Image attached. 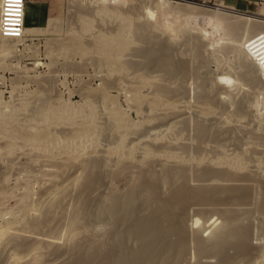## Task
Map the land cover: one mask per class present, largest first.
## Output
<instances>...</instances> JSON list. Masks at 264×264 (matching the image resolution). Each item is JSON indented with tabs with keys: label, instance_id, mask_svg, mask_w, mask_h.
I'll use <instances>...</instances> for the list:
<instances>
[{
	"label": "bare ground",
	"instance_id": "1",
	"mask_svg": "<svg viewBox=\"0 0 264 264\" xmlns=\"http://www.w3.org/2000/svg\"><path fill=\"white\" fill-rule=\"evenodd\" d=\"M69 1L72 3L83 1L94 7L88 14H79L80 27L78 26V31L70 33L64 44L60 43L61 52H65L64 54L68 52V55L72 52L70 55L75 56L89 55V59L95 66L103 67L107 75L111 76L113 73L119 75L114 76V80L127 98L129 104L127 107L131 109L130 111L141 114L142 118L139 121L132 120L130 112L119 106L118 96L110 93L108 81L103 83L94 99L86 100L82 105L64 101L61 98L50 101L49 96L45 97L42 94L41 96L38 94L39 100L35 99L31 101V104L22 101L19 107L13 110L9 108L12 106L4 110L0 105V163L4 164L5 158L13 157L15 161L17 160L16 164L13 163L17 165L22 163L18 162V159L25 157L31 164L30 167L25 164L24 169L21 168L22 174L26 175L25 179L35 176L45 181L49 177L53 180L50 182H55L52 184V189H48L49 192L43 190L47 192L45 210H42L45 214H43L48 217L50 214L53 216L51 211L56 207L54 204L61 203L69 189L72 190V187L78 185L80 192L76 197L79 201L77 215L72 218L73 221L71 219L74 225L72 223L69 225L78 226L80 223H85L84 228H88L91 225L89 221H92L90 219H93L97 222L96 224L104 226L115 224L116 227L114 231V227L110 228L114 232L112 234L107 227L110 235L108 234L107 238L105 231V239H108L106 242L104 238L98 239L99 242L97 238V241H92L94 238L78 240V243L73 245V249L71 247L72 251L68 252L69 257L67 256L68 260L65 262L61 261L62 254L56 253L62 246L59 236L55 239L56 254L53 253V258H47L48 255L43 256L42 243L51 242L50 236L49 238H32L34 233L36 235L35 231L40 228L41 221L47 220V217H43L41 208H37L35 216L31 215L32 218H29V207H27L29 205L25 203L29 193L23 191V195L18 199L20 205H17L20 210L15 208L21 215L13 214L11 211L13 214L11 218L0 223V250L3 246L6 247L7 241L12 244L10 264H55L58 260V263L61 261L63 264H258L259 260L264 259V243L258 248L256 244V247L253 246V225L245 226L243 220L248 217L245 208L253 203L249 201L252 199L251 194L255 185L262 187V201L260 200L262 203L260 204L264 207V113H256V110L264 111L259 109L260 107L264 109V54L257 53V49L254 56L249 55V50L256 49L264 43V16L229 7L224 2L216 5L219 8H214L185 0H123V4L136 2L132 6L137 15L134 17L133 9L128 11L129 13L119 10L120 13L115 7L110 6L108 0ZM98 15L104 17L113 15L120 18L121 23L107 33L98 31L94 34L92 32L94 17ZM184 18H191V21L189 19L191 24L192 21L204 20L203 25L206 27L216 21L218 29L216 25L215 28L219 30L218 38L222 35L223 28H220L224 27L226 32L223 34L227 33L228 37L231 35L230 37L235 40L234 43L232 42L235 45L232 49L236 51L233 53L238 55H234V58L239 60L235 62L236 59H234L233 65L230 62V65L223 62V64H217L212 71L214 74H211L212 79L210 76H204L201 79L199 77L201 74L198 75L197 77L201 80L197 79L199 85L195 88H198L199 92L195 89L197 97L196 103L193 104H190V101L186 102L189 100L187 96H190V94L186 95L189 88L184 85L186 82H181L186 81V76L193 73L189 71L188 75L191 65L188 67L185 54L184 58L182 57L184 61L181 57H177L178 52L174 50L177 49L175 47L177 40L173 39L176 38L173 33L176 29L172 31L175 25L176 28H181L180 30L178 28L177 32L182 30L181 26L188 21ZM181 21L183 24L180 23ZM190 22H187V25ZM57 27H60V23L58 24L57 19L51 18L46 27H27L23 37L10 38L13 44L6 43L4 40L0 41V47L9 54L10 46L14 47L25 37L33 38L47 30L48 32L55 30ZM168 28H172L170 32L166 30ZM193 29H191L192 32H194ZM196 29L199 32L197 30L195 32L198 33L203 31L200 26ZM166 31L168 38L163 39L161 32ZM183 31L186 32L184 29ZM87 32L93 33L90 35V45L88 41L84 39L85 42H83L82 39ZM135 35L142 41L141 43H144V46L133 47L136 43L134 41L138 42L136 39L133 41L132 36ZM197 35H199L198 41L196 39L195 43L198 42V44L194 45L196 49L193 48L199 56L201 53L197 50H200L205 39L200 44L199 41L203 38H200L201 34ZM224 35L222 37H225ZM171 44L175 45L174 49ZM222 48L224 49V46ZM218 49H222L217 48V52L222 53L223 50L218 51ZM229 52L232 51L228 50V54ZM175 56L179 60L175 59ZM222 59L224 57L219 60ZM225 61L227 62L228 59ZM198 72L196 74H199ZM193 74L195 75V72ZM205 77L211 80H205L207 79ZM112 78L111 81H113ZM231 82L237 88H242L248 82L253 84L250 86L257 87L254 90L262 95V99L256 95H253L256 96L253 103L248 102V98L245 99L246 96L243 99H232L233 95H230L231 91L226 87ZM240 91L243 90L240 89ZM234 92L238 93L236 88ZM214 93V96L210 95ZM21 114L22 117H20ZM189 128L192 133L187 131ZM28 160L24 163L28 164ZM39 161H42L45 167L47 165L52 168L39 167L37 164L40 163ZM57 163L60 164V168L57 167ZM70 163L78 164L77 168H74L75 173L66 180L61 178L60 180L57 170ZM35 165H38L37 169H26ZM192 165L194 170L191 168ZM65 167L64 171H66ZM18 170L16 174L21 171L18 172ZM124 173H126V182H124L126 184L122 190H112L115 184L111 183L112 191L107 190L109 194L104 195L105 191L97 196L98 198L92 196L97 184L103 182L107 175L114 179V177L124 176ZM9 176H4L5 180H8ZM105 181L106 178L104 184ZM111 185H113L112 188ZM3 191L2 189L1 192ZM41 194L42 192L39 195ZM254 205L249 209H253ZM52 206L53 209H51ZM207 207L213 209L212 215H218V219L214 218L210 225L205 227L208 220V217H205L206 220H203L205 223L201 222L203 228L200 226L202 214L200 216L196 214V216L191 215V212L202 213L205 210L206 213L209 210L208 208L206 211ZM4 211L0 210L1 217ZM261 216L264 217V215ZM82 224H80L81 227ZM198 224L201 227L199 229L203 228L205 232L210 231H207L206 235L201 234L202 230L198 232L196 228ZM59 225L58 223V227ZM71 228L72 226L67 228L65 238L68 237V240L73 241L80 231L74 230V227ZM258 235L264 237V235ZM61 240L63 241L62 238Z\"/></svg>",
	"mask_w": 264,
	"mask_h": 264
},
{
	"label": "rangeland",
	"instance_id": "2",
	"mask_svg": "<svg viewBox=\"0 0 264 264\" xmlns=\"http://www.w3.org/2000/svg\"><path fill=\"white\" fill-rule=\"evenodd\" d=\"M109 2H110V6H113V7H115L118 11L120 10L121 12H125V13H127L128 11L130 12V10H132L133 8H132V6H134V4L136 3H132V2H130L129 4L127 3V4H123V0H108ZM185 1H190V2H194V3H197V4H201V5H205V6H209V7H214V8H219L218 6H216V5H219V4H223V2L225 3V5H227V6H229V7H233V8H235V9H238V10H245V11H249V12H251V13H253V14H259V15H261V16H264V0H185ZM81 2H83V1H81ZM80 1H78V3H72V1H69V0H61L60 1V3H59V5H58V8L55 10V12H54V16L56 17V19H57V21H58V24L60 23V27L58 28H56L55 30H50L49 32H51V33H49L48 32V30L47 31H45V33L43 32V33H41L40 35H38V36H36V37H29V36H27V37H25L24 38V40H22V41H20L19 43H17L14 47L12 46H10V48L8 49V51H9V54H8V52L5 50H3V48H1L0 47V105H1V107L2 108H4V110L6 109V108H8V106H12V107H9V108H11L10 110H13V108L14 109H16V108H18L19 107V103L20 102H22V101H27L29 104H31V101H35V99L37 100H39V98H38V96L40 95L41 96V94L44 96L45 95V97H50V101H54V100H56L57 98H61V99H63L64 101H70V102H73V103H76L77 105H82L84 102H86V100L88 101L89 99H94L95 98V94L102 88V86H103V83L106 81V83H107V81H108V84H110L109 85V91H110V93L112 94V95H115V96H118V104H119V106L121 107V108H123V109H125V110H127V111H129L130 112V117H132L131 119L132 120H134V121H139V120H141V118H142V116H141V114L139 115V114H136V112L135 111H130L131 109H129V107H127L129 104H128V102H127V98H125L126 96H124L122 93H123V91H120L119 90V88H118V86H117V84L115 83V77H117V76H119V75H115V73H113V74H111V76H109V75H107L106 74V71H105V69L103 68V67H99V66H95V64H94V62L91 60V59H89V55L87 56H85V55H83V56H79V55H73V54H71L70 55V53H72V52H70L69 53V55H68V52H67V54H64L65 52H61V46L62 45H60V43L61 44H64L63 42H66L67 41V39H68V37L71 35L70 33H73V31H78V29H79V27H80V18H79V14H88L89 12H90V10L92 9V7H94V6H92L91 4H87L86 2H83V3H81ZM174 3V2H173ZM77 4V5H76ZM80 4V5H79ZM131 4H133V5H131ZM73 5V6H72ZM82 6V7H81ZM137 6V5H136ZM89 10V11H88ZM119 11V12H120ZM120 12V13H121ZM128 12V13H129ZM132 12L134 13V17H136L137 15L135 14V10L133 9L132 10ZM124 14V13H123ZM132 14V13H131ZM78 15V16H77ZM143 15V14H142ZM205 16V15H204ZM99 17V18H98ZM98 17L97 16H95L94 17V30L92 31L93 33L94 32H98V31H105L106 33L107 32H109V31H111V30H114L120 23H121V19L120 18H116L115 16H113V15H108V17H107V15L104 17V16H99L98 15ZM206 17V16H205ZM78 18H79V20H78ZM115 18V19H114ZM207 18V17H206ZM185 19V18H184ZM183 19V20H184ZM186 19L188 20V21H186ZM185 19V24H184V26L182 25L183 24V22L181 21L180 23H182L181 25H179V26H181V27H183L182 28V30L179 32H177V29L179 28V27H177L176 28V25L174 26V29H172V28H168V29H166L167 31H169L170 29H172V31H174L175 29H176V32H173L174 33V36H176V38H173V39H175L174 41H176L177 42V44H176V46L174 45V44H171V46L173 47V49L176 47L177 49H174V50H176L178 53H176V54H178V58H180L181 57V60H183L182 59V57H183V55H184V57H185V60L186 61H188V67H189V65H191L190 66V69L188 70V75H189V71H191V72H195V75L193 74V73H191L188 77L186 76V78L188 79H186V78H183L184 80L186 79V81H181V82H186L184 85H187V87L189 88H185L187 91V94L186 95H189L190 94V96H187V97H189V100H186V102L188 101H190L189 103L190 104H193V103H196V97H197V95H196V91H198L199 92V90H197L198 88H195V87H198V80H201L202 78H204V76H210V78H211V74L212 75H214L213 74V70H215L214 68H216L215 66L217 65V64H223V63H228L229 64V62H230V64H234L238 59L237 58H234V53L236 52L235 50H233L232 48H234V42H235V40L234 39H232L230 36L231 35H229V37L232 39V41H231V39L225 34H223V33H225L226 31H225V28L224 27H221L220 29H224V31H223V29L221 30V32H222V35H224L225 37H222V35H220L222 38H220V36H219V38H218V35H217V31L219 32V30H217L218 29V23L216 22V21H214L213 23H214V25H213V23L210 25V26H208V27H206V25H203L204 23H205V21L204 20H200V21H192V24H191V18H186ZM189 19H190V21H189ZM117 20H119V21H117ZM192 20H194V19H192ZM116 21V22H115ZM187 22H190V27H192L191 25H193V27L192 28H190V27H188L189 25H187ZM196 22H197V24H196ZM48 23V22H47ZM196 24L195 26L196 27H201V28H203V31H202V33L200 32V33H198L199 31L196 29V27L194 26V24ZM198 23H200V24H198ZM217 27H216V26ZM47 26V24L46 25H44V26H41V27H46ZM79 26V27H78ZM190 28V30L191 29H193L194 27H195V31L197 30L198 32H195L194 31V29H193V31L195 32H192V30H191V32H192V34H191V32H190V30H188V28ZM203 26V27H202ZM213 26H214V28H213ZM113 27V28H112ZM205 27V28H204ZM217 29H216V28ZM220 27V26H219ZM26 28V27H25ZM186 28V29H185ZM212 28L215 30V32L212 30ZM110 29V30H109ZM181 28H179L178 30H180ZM183 29L186 31V32H184L183 31ZM211 29V30H210ZM209 30V31H208ZM58 31H60V32H58ZM71 31V32H70ZM161 32V37L163 38V39H165V38H168L167 37V33L168 32ZM171 31V30H170ZM169 31V32H170ZM188 31H189V34H188ZM204 31H206V32H204ZM212 31V32H211ZM92 32H87V34H84L83 35V37H82V39H83V42H87V43H89V45H90V40H91V34H93ZM209 32H211V33H209ZM220 32V33H221ZM89 33V34H88ZM166 33V34H165ZM172 33V34H173ZM176 33V34H175ZM181 33V34H180ZM185 33V34H184ZM195 35H194V34ZM201 34L200 35V38H203V39H201L200 40V38H199V42H200V44H202L203 42V44L201 45L202 47V50H201V48H199L200 50H197V51H199L200 53H198V55L199 56H197V53H196V51L194 50V48L197 46L196 44H198V42H196L195 43V41H196V39H197V41H198V37L197 36H199V35H197V34ZM206 34V36H205V34ZM213 33V34H212ZM95 34V33H94ZM179 34V35H178ZM184 34V35H183ZM211 34V35H210ZM42 35V36H41ZM86 35H89V36H87L86 37ZM169 36L171 35V33L170 34H168ZM182 37H181V36ZM191 36V37H190ZM202 36V37H201ZM217 38H216V37ZM227 36V37H226ZM66 37V38H65ZM86 37V38H85ZM90 39H89V38ZM134 37V38H133ZM137 35H135V36H132V38H133V41L136 39V40H138L137 39ZM187 37V38H186ZM88 38V39H87ZM179 38V39H178ZM183 38V39H182ZM229 38V39H228ZM2 39V40H1ZM84 39H85V41H84ZM87 39V40H86ZM205 39V41H203ZM209 40V41H206V40ZM212 41H211V40ZM5 41L6 43L8 42V43H12L11 42V40L10 39H6V38H1L0 37V41ZM221 40H223V41H221ZM230 40V41H229ZM234 40V41H233ZM173 41V40H172ZM173 41V42H174ZM192 41V42H191ZM203 41V42H202ZM215 41V42H214ZM226 41V42H225ZM228 41V42H227ZM136 42V43H135ZM142 41H140V40H138V42L137 41H134V43L135 44H133V47L135 48V47H139V45H140V47L141 46H144V43H141ZM173 42H171V43H173ZM176 42H174V43H176ZM187 42V43H186ZM189 42V43H188ZM195 44H194V43ZM205 42H207V43H205ZM229 42H231V43H229ZM233 42V43H232ZM86 43V44H87ZM139 43V44H138ZM223 43V44H222ZM228 43V44H227ZM13 44V43H12ZM231 44V45H230ZM89 45H87V46H89ZM135 45V46H134ZM187 45V46H186ZM194 45H196V46H194ZM217 45V46H216ZM225 45H227V47L225 46ZM175 46V47H174ZM224 46V49H228L229 47H230V49H228L229 51H232V52H229V54H228V50H224L222 47ZM229 46V47H228ZM233 46V47H232ZM194 47V48H193ZM218 47H220L223 51H225V53L222 51V50H220V49H218V51L220 50V51H222V53H218L217 52V48ZM184 48V49H183ZM186 48V49H185ZM188 48V49H187ZM196 49V48H195ZM232 49V50H231ZM258 49V50H257ZM173 50V51H174ZM189 50V51H188ZM256 50H257V53H260L261 52V54H264V43L263 44H260L259 46H257V48L256 49H252V50H249V55L250 56H254V52H256ZM182 51V52H181ZM192 51V52H191ZM175 52V51H174ZM189 52V53H188ZM234 52V53H233ZM4 53H5V55H4ZM230 53H233V54H230ZM64 55H66V56H64ZM197 57H199V58H197ZM195 56V57H194ZM235 56H238L237 55V53H236V55ZM183 57V58H184ZM192 57V58H191ZM224 57V59H222V60H219V59H221V58H223ZM229 57V58H228ZM88 58V59H87ZM178 58H176V56H175V59H178ZM191 58V59H190ZM194 58H195V60H194ZM197 58V59H196ZM201 58V59H200ZM206 58V59H205ZM199 59V60H198ZM204 59V60H203ZM212 59V60H211ZM228 59V61L226 62L225 60H227ZM234 59H236V60H234ZM179 60V59H178ZM203 61V62H201V61ZM215 60V61H214ZM217 60H219V62L217 61ZM230 60V61H229ZM233 60L235 61V62H233ZM184 61V60H183ZM185 61V62H186ZM199 61V62H198ZM231 61L233 62V63H231ZM90 62H92V63H90ZM192 62V63H191ZM223 62V63H222ZM237 62H239V60L237 61ZM190 63V64H189ZM199 63V64H198ZM203 63V64H202ZM209 63V64H208ZM92 64V65H91ZM227 64V65H228ZM229 64V65H230ZM237 64V63H236ZM94 65V66H93ZM198 65H200L199 67H198ZM202 65H204V66H202ZM193 66H195V67H193ZM235 66V65H234ZM207 67V68H206ZM200 68V69H199ZM193 69V70H192ZM195 69V70H194ZM198 69V70H197ZM202 70V71H201ZM199 71V72H198ZM199 73V74H196V73ZM203 72H205L204 74H202ZM117 74V73H116ZM201 74V75H200ZM113 75V76H112ZM198 75H200L199 77L201 78H198L197 76ZM105 76H107V77H105ZM115 76V77H114ZM191 76V77H190ZM197 78H196V77ZM110 77V78H109ZM113 77V78H112ZM196 78V79H194V78ZM111 78H112V80L113 81H111ZM205 78H207V77H205ZM205 79V80H211V79ZM105 79V80H104ZM107 79V80H106ZM198 79V80H197ZM204 80V79H203ZM204 80V81H205ZM111 82V83H110ZM125 82H126V80H125ZM125 82L123 81V84H125ZM188 82V83H187ZM191 82V83H190ZM198 82V83H197ZM114 83L116 84L115 86H114ZM127 83V82H126ZM196 83V84H195ZM112 84V85H111ZM250 84L251 83H247V84H245V85H243V87L242 88H237L234 84H232V82L229 84V86H226L227 87V89H229L231 92H230V95H233V96H231L232 97V99H236V100H238V99H243L245 96V99H247L248 100V102H252L253 103V99L255 100V97L256 96H259L260 97V99H262V95H259L258 93H257V91L256 90H254V89H256L257 87H254V88H252L251 86H253V84H251V86H250ZM194 85V86H193ZM197 85V86H196ZM191 88H190V87ZM235 86V87H234ZM47 87V88H46ZM118 88V89H117ZM235 88H236V91L238 92V90L240 91V89L241 90H243V91H240V92H238V93H236V92H234V90H235ZM246 88H247V90H246ZM195 89H196V91H195ZM200 89V88H199ZM204 89L205 90H207L205 87H204ZM228 90V91H229ZM246 90V91H245ZM208 91H210V92H212L210 89H208ZM233 91V92H232ZM190 92V93H189ZM198 92H197V94H198ZM244 92H246V94H248V96L244 93ZM120 93V94H119ZM193 93H195V94H193ZM209 93V92H208ZM232 93V94H231ZM236 93V94H235ZM256 93V94H255ZM39 94V95H38ZM235 94V95H234ZM195 95V96H194ZM211 96H214L215 95V93L212 95V94H210ZM241 95V96H240ZM253 95H256V96H253ZM31 96V97H30ZM60 96V97H59ZM237 96V97H236ZM240 96V97H239ZM28 97H30V98H28ZM120 97V98H119ZM186 96H185V98H187ZM249 97H250V100H249ZM192 98V99H191ZM188 99V98H187ZM193 99H195V100H193ZM246 100V101H247ZM184 101H185V99H184ZM195 101V102H194ZM3 102V103H2ZM126 102H127V105H126ZM187 102V103H188ZM18 104V105H17ZM8 108V109H9ZM253 107H252V111H253ZM256 109V108H255ZM260 110L262 109V111L264 110L262 107H260L259 108ZM7 111V110H6ZM9 111V110H8ZM258 110H256V113H258V114H261V113H264V111L263 112H260V111H258ZM253 113H255V111H253ZM256 113L254 114V115H256ZM23 115L21 114L20 115V117H22ZM192 119H193V117H192ZM192 123H193V121H192ZM191 128H189L187 131H189L190 133H192V130H190ZM186 133H188V132H186ZM9 157H7V158H5L4 160H5V162L6 163H4V164H1L0 163V206H1V208H0V210L2 209L3 211H4V209H5V211L3 212L4 214L2 215L3 217H1L0 216V223L2 224V223H4L6 220H9L10 218H11V216L15 213V214H18V215H21L20 214V212H18L19 210H20V207L19 206H17V205H20L19 204V198H20V196L21 195H23V191H26V192H28L29 193V197L27 196V198H25V201H27V202H25L27 205H29V206H27V207H29V210H28V212H29V214H30V212H31V214L29 215L28 214V216H29V218H32V216H35V214H36V209L38 208H41V211L43 210H45V203H46V199H47V197H46V193L47 192H49L52 188V184H54L53 182H50V180H51V178H47L45 181H43L44 179H41L40 177L38 178V177H35V176H29V178H31V177H35V178H31V179H29V178H27L26 177V179H25V176L26 175H24V173L22 174V169H24V167L25 166H29L30 167V162H29V160L26 158L25 159V157L23 158H20V159H18L19 161L18 162H22L23 163V165H22V163L20 164V163H17V165L19 166V167H17V165H15L16 164V161L13 159V157L12 158H9ZM14 158H16V157H14ZM12 160V161H11ZM26 160H28V164L27 163H24ZM12 163H11V162ZM13 162H15V164L13 163ZM27 162V161H26ZM40 163H42V161H39ZM7 163H10V164H7ZM40 163H37L38 165H39V167H44V168H46V167H48L49 169H51L52 167H50V166H47L46 165V167H45V165L42 163L41 165H44V166H41L40 165ZM26 164V165H25ZM15 167H17V168H15ZM22 165V166H21ZM25 165V166H24ZM37 165V166H38ZM54 165V164H53ZM56 165H58L57 167L58 168H60V164H56ZM70 165H71V163H70ZM70 165H66V167H65V165H63L65 168H66V171H64V167H61L62 169H60V170H57V171H59L58 172V175H60V176H58L59 177V179L61 178L62 180H66L68 177H72V175L75 173V169L74 168H77V163L75 164L74 163V165H73V163H72V165L71 166H73V167H71ZM6 166H9V167H6ZM24 166V167H23ZM36 166V165H35ZM31 167V168H26V169H37V166L36 167ZM62 166V165H61ZM68 166H70V167H68ZM11 167V168H10ZM56 167V168H57ZM22 168V169H21ZM48 168H46V169H48ZM55 168V167H54ZM54 168H53V170H54ZM55 168V169H56ZM67 168H69L68 170H67ZM191 168H193V170H194V167H193V165L191 166ZM7 169V170H6ZM9 169H11V171L9 170ZM14 169V170H13ZM18 169H20V170H18ZM17 170H18V172L20 171V173H18V174H16L15 172H17ZM5 171V172H4ZM10 171V172H9ZM9 172V173H8ZM61 172V173H60ZM64 173V175H62L63 173ZM8 174H12L11 176H9ZM15 174V175H14ZM20 174V175H19ZM126 173H124V176H120L119 178L118 177H114V179L115 178H118V179H113V177H111V176H109V175H107V177L109 176V178H107V177H105L106 178V183L104 184L103 182H104V180H105V178H104V180H103V182H101V183H99V184H97V186H96V188L94 189V192L92 193V194H94V195H92L93 197L95 196V198L97 197V196H100L101 194H103L105 191V194L104 195H106V194H109V193H107V190H109V191H112V190H115V189H120V190H122L124 187L123 186H125V184L126 183H124V182H126V175H125ZM6 176H9L10 178V180L8 179V180H5V177ZM21 175H23V176H21ZM69 175V176H68ZM71 175V176H70ZM12 176H14V177H12ZM18 178H17V177ZM66 178H65V177ZM64 177V178H63ZM123 178V180H120V179H122ZM14 178V179H13ZM20 178H22V179H20ZM110 178H111V180H110ZM24 179V180H23ZM60 179V180H61ZM125 179V180H124ZM3 180H4V182H3ZM28 180V181H27ZM108 180V181H107ZM114 180V181H113ZM24 183H23V182ZM51 181H53V180H51ZM109 181H111L110 183H109ZM7 182V183H6ZM40 184H39V183ZM48 183V185H47V183ZM19 183H23L22 185L21 184H19ZM103 183V184H102ZM111 183H113V185L115 184V186L113 187V185H111V188L113 187L114 189H110V184ZM4 184V186H2V185ZM46 184V185H45ZM101 184V185H100ZM109 184V186H107ZM9 185V187H7ZM17 185V186H16ZM19 185H20V187H19ZM29 185V186H28ZM50 185V186H49ZM3 188H2V187ZM15 188H14V187ZM40 186H42V187H40ZM47 186V187H46ZM78 185H76V186H74V187H72L71 189L72 190H70L69 189V191L67 192L68 194H66L65 195V198H63L62 199V201H61V203H55L54 205L56 206L55 208L52 206L51 207V209H55V211H54V209L51 211V213H52V215L53 216H51V214L49 215V217L47 216V215H44L45 213L42 211V213H41V215H43V217L45 216V218L47 217V220H48V218H49V220L47 221V220H43V221H41L42 222V224H40L39 225V227L41 228H39V229H37V231H35L36 232V235H35V233H34V235H33V237L32 238H42V237H45V238H49V236H50V238H51V242H43L42 243V252H43V256H47V258H53L54 256V254H56V253H60V254H62L61 255V257L62 258H64V259H62L61 258V261H63V262H65V261H67L68 260V257H69V253L68 252H70V251H72V249H73V245H75L76 243H78V240L80 241V240H84V239H91L92 241H97L98 239H101V238H104L105 239V234L106 235H108L110 232H111V234L112 233H114L113 231L114 230H116V227H115V224H114V226H112L113 224H109V226L108 225H102V224H100L99 225V223L98 224H96L97 222L96 221H94L93 219H90V220H92V221H89L90 223H91V225H90V223H89V225L90 226H88V228L86 227V228H84L85 226H83V224L85 225V223H80V224H82V227H81V225H80V227H79V225L77 226V225H75L76 226V228H75V226H73L74 224L71 222V219L72 218H74L76 215H77V209H78V204L77 203H79V201H78V198H76V197H78L77 195H79V192H80V187L78 186ZM102 186V187H101ZM261 186V185H260ZM260 186H258L257 187V185H255V187H256V189H254L255 187H253V190L255 191H253L252 189V192H253V194L255 193V195H253V194H251V196H252V199L249 201L250 203H252V204H249L251 207H248L247 206V208H245L247 211L246 212H248V217H246L244 220H243V223H245L244 225L245 226H249L250 224H252L253 226V228H252V230H254L253 231V234H252V237H254V238H252V244H253V246L254 247H256L257 246V248H258V246H260V244H262V243H264V241H262V240H264V239H261V238H264V237H260L258 234H260L261 236H263L264 234V228H262V227H264L263 225H264V217L263 216H261V215H264V209H262V208H264V207H262L263 205H261L260 203H262L261 201H262V187H260ZM76 187H77V189H76ZM116 187H118V188H116ZM123 187V188H122ZM12 188V189H11ZM252 188V187H251ZM2 189L4 190L3 192H1L2 191ZM8 189V190H7ZM17 189H19L18 191H17ZM30 189V190H29ZM41 189H42V191H41ZM48 189H50L49 191H48ZM11 190V191H10ZM28 190V191H27ZM46 190L47 192H44V191ZM251 190H250V192H251ZM262 190V191H261ZM10 191V192H9ZM73 191V192H72ZM261 191V192H260ZM5 192V193H4ZM14 192V193H13ZM42 192V194H43V196H42V194L41 195H39L40 193ZM13 193V194H12ZM17 193V194H16ZM19 193V194H18ZM21 193V194H20ZM33 193V194H32ZM72 193V194H71ZM100 193V194H99ZM257 193V194H256ZM5 194V195H4ZM6 194H7V196H6ZM13 195V196H11V195ZM257 195H258V197H257ZM10 196V197H9ZM17 196V197H16ZM72 197V199H71V197ZM253 196H254V198H256V199H254L253 198ZM261 196V197H260ZM32 197V198H31ZM41 197V198H40ZM9 198H12V199H10L9 200ZM39 198V199H38ZM98 198V197H97ZM4 199V200H3ZM37 199V200H36ZM67 200V201H66ZM254 200V201H253ZM261 200V201H260ZM8 201H9V203H8ZM34 203H33V202ZM38 201H40V202H38ZM65 201V202H64ZM35 202H37V203H35ZM60 202V201H59ZM76 202V203H75ZM256 202V203H255ZM69 203V204H68ZM254 203H255V205H254ZM7 204V205H6ZM24 204V203H23ZM41 205V206H39V205ZM57 204H59V205H57ZM61 204V205H60ZM25 205V204H24ZM35 205H37V206H35ZM252 205H254L253 206V209H249V208H252ZM257 205V207H255ZM42 206H43V208H42ZM57 206H58V208H57ZM65 206V207H64ZM77 207V208H76ZM259 207V208H258ZM7 208V209H6ZM19 209V210H16V209ZM147 208V207H146ZM208 208L209 207H207V209H206V211L208 210ZM9 209H11L10 211H8ZM65 209V210H64ZM244 209V210H245ZM256 209V210H255ZM262 209V210H261ZM34 210V211H33ZM92 210H94V209H92ZM143 210V209H142ZM211 212H210V211ZM209 210L205 213L204 211L202 212V213H197V212H191V215H199L200 216V214H202L201 215V217H203V219L202 220H200V223L203 221V220H206V218L209 220H206V223L203 221V224L205 223V227H208L207 225H210V222L211 221H213L214 220V218L216 219H218V215H216V214H214V215H212V211H213V209L212 208H209ZM248 210H250L251 212H249ZM7 211V212H6ZM11 211H12V213H11ZM14 211V212H13ZM61 211V212H60ZM63 211V212H62ZM74 211V212H73ZM259 211V212H258ZM262 211V212H261ZM9 212V213H8ZM27 212V213H28ZM145 211H143V213H144ZM6 213V214H5ZM44 213V214H43ZM55 215H54V214ZM67 213V214H66ZM76 213V214H75ZM141 213H142V211H141ZM194 213V214H193ZM204 213V214H203ZM213 216H211L210 214ZM66 214V215H65ZM72 214V215H71ZM75 214V215H74ZM207 214V215H206ZM32 215V216H31ZM196 215V216H197ZM55 216H58V217H56L55 218ZM212 218H211V217ZM215 216V217H214ZM51 217H52V220H51ZM63 217V218H62ZM195 217V216H194ZM206 217V218H205ZM6 218V219H5ZM44 218V219H45ZM211 218V219H210ZM250 218V219H249ZM54 219V220H53ZM246 219H248V220H246ZM41 220H42V217H41ZM56 220V221H55ZM54 221V222H53ZM72 221H73V219H72ZM84 221V220H83ZM95 222V224H94V222ZM45 222V223H44ZM61 225H59V227H58V223ZM62 222V223H61ZM85 222V221H84ZM209 222V223H208ZM217 222H218V220H217ZM219 222H220V219H219ZM261 222H263V223H261ZM63 223H64V225H63ZM73 224V225H69V224ZM86 223H87V220H86ZM208 223V224H207ZM53 224H54V226H53ZM56 224V225H55ZM93 224V225H92ZM203 224L201 223L200 224V226L201 227H203L204 228V226H203ZM246 224H249V225H246ZM259 224H261V225H259ZM69 225V226H68ZM99 225V226H98ZM258 225V226H257ZM56 226V227H55ZM70 226H72V228L74 227V230L76 229V230H78V231H80V233H81V235H80V233H79V235L76 237V238H74L73 239V241H70V240H68V237H67V239L65 238L66 237V235L67 234H65L66 233V230H67V228L68 227H70ZM86 226H87V224H86ZM93 226V227H92ZM98 226V227H97ZM103 226H104V229H102L103 228ZM198 227H196V228H198V232H200L199 230H202V229H199V224L197 225ZM54 227V229H52ZM107 227L109 228V230H110V232H109V230L107 231ZM113 228V231H112V229H110V228ZM200 227V228H201ZM56 228V229H55ZM61 228V229H60ZM71 228V229H72ZM77 228H79V229H77ZM81 228H84V229H82L81 230ZM101 228V229H100ZM106 228V229H105ZM196 228H195V230H196ZM63 229V230H62ZM96 229V230H95ZM98 229V230H97ZM63 231V232H62ZM83 231V232H82ZM105 231H106V233H105ZM208 231V230H207ZM205 232V230L203 231L202 230V233L201 234H203V233H205V235H206V233H208V232ZM109 232V233H108ZM257 232V233H256ZM39 233V234H38ZM263 235H262V234ZM44 235H46V236H44ZM110 235V234H109ZM109 235L107 236V238L109 237ZM60 236V237H59ZM101 236V237H100ZM102 236H104V237H102ZM258 236V237H257ZM59 237V240L62 242V246L61 247H59V249H58V251H56V253L54 252V249L56 248V242H55V239L56 238H58ZM64 237V238H63ZM61 238L63 239V241L61 240ZM82 238V239H81ZM96 238H97V240H96ZM106 238V239H107ZM258 238H260V240H258ZM67 240V241H65V240ZM77 239V240H76ZM104 239H103V241H104ZM106 239H105V242H106ZM102 240V239H101ZM108 240V239H107ZM256 240V241H255ZM65 241V242H64ZM70 241V242H69ZM77 241V242H76ZM100 240H98L97 242H99ZM262 241V242H261ZM29 242V241H28ZM66 243V244H65ZM74 243V244H73ZM6 245V247H2V252H3V254H2V252H0L1 253V255L4 257V259H3V257L0 255V262H1V264H10V262H12V257H11V253H12V251H13V249H12V247H10L12 244H11V242H9L8 243V241L5 243ZM61 244V243H60ZM64 244V245H63ZM255 244H256V246H255ZM9 246V248H8V246ZM60 246V245H59ZM252 246V247H253ZM71 247H72V249H71ZM5 248V249H4ZM0 250V251H1ZM7 250V251H6ZM9 250V251H8ZM67 250V251H66ZM10 251H11V253H10ZM64 251V252H63ZM54 253V254H53ZM263 253H264V251H263ZM11 254V255H10ZM10 255V256H9ZM68 256V257H67ZM11 257V258H10ZM67 257V258H66ZM9 258V259H8ZM8 260V262H7V260ZM28 259V258H27ZM30 259V258H29ZM5 260V261H4ZM262 260H264L263 258H262ZM260 261L259 260V263L258 264H262L264 261ZM61 261H60V263H58L59 262V260H58V262H56L55 264H63V263H61ZM5 262V263H4ZM12 264V263H11Z\"/></svg>",
	"mask_w": 264,
	"mask_h": 264
},
{
	"label": "built area",
	"instance_id": "3",
	"mask_svg": "<svg viewBox=\"0 0 264 264\" xmlns=\"http://www.w3.org/2000/svg\"><path fill=\"white\" fill-rule=\"evenodd\" d=\"M28 0H0V36L2 38H21L25 31V13Z\"/></svg>",
	"mask_w": 264,
	"mask_h": 264
},
{
	"label": "crops",
	"instance_id": "4",
	"mask_svg": "<svg viewBox=\"0 0 264 264\" xmlns=\"http://www.w3.org/2000/svg\"><path fill=\"white\" fill-rule=\"evenodd\" d=\"M61 0H28L26 4L25 26L42 28L49 19L55 18L54 12Z\"/></svg>",
	"mask_w": 264,
	"mask_h": 264
},
{
	"label": "snow or ice",
	"instance_id": "5",
	"mask_svg": "<svg viewBox=\"0 0 264 264\" xmlns=\"http://www.w3.org/2000/svg\"><path fill=\"white\" fill-rule=\"evenodd\" d=\"M19 2H20V0H15V3H16L17 5H19Z\"/></svg>",
	"mask_w": 264,
	"mask_h": 264
}]
</instances>
